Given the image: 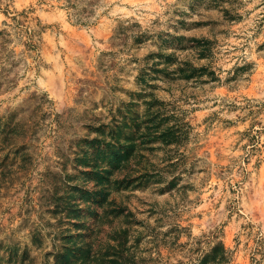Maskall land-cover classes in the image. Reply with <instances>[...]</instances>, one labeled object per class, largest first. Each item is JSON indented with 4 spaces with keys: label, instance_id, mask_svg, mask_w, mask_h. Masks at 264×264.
<instances>
[{
    "label": "rangeland",
    "instance_id": "374dc122",
    "mask_svg": "<svg viewBox=\"0 0 264 264\" xmlns=\"http://www.w3.org/2000/svg\"><path fill=\"white\" fill-rule=\"evenodd\" d=\"M137 116L180 144L141 145L98 186L84 141ZM221 247L264 264V0H0V264Z\"/></svg>",
    "mask_w": 264,
    "mask_h": 264
},
{
    "label": "trees",
    "instance_id": "16d2710c",
    "mask_svg": "<svg viewBox=\"0 0 264 264\" xmlns=\"http://www.w3.org/2000/svg\"><path fill=\"white\" fill-rule=\"evenodd\" d=\"M152 118L153 116L148 117L142 122L140 116L127 117L119 123H114L113 126L95 127L94 132L101 139L84 141L85 146L90 147L93 153L85 150L82 157L77 160L82 167L89 168L91 166L94 169L90 171V176L98 186L105 185L113 173L122 170L131 161L137 160L141 145L160 143L163 146H171L180 144L181 137L177 128H165L164 123L154 125L155 128L149 127L148 124L154 122ZM145 130L153 133H144ZM144 177L153 178V175H144ZM128 181L122 180L119 184L128 183L130 186L135 182L129 183ZM176 185L177 180H173L169 186L172 189ZM105 197L106 195L101 194V199L98 198L97 201L103 202ZM226 259L225 249L223 247L215 248L200 264H223Z\"/></svg>",
    "mask_w": 264,
    "mask_h": 264
}]
</instances>
